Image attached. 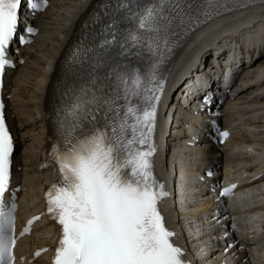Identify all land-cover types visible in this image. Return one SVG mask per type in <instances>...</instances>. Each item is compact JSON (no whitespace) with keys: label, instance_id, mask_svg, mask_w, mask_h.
Returning <instances> with one entry per match:
<instances>
[{"label":"snow or ice","instance_id":"6c2138e0","mask_svg":"<svg viewBox=\"0 0 264 264\" xmlns=\"http://www.w3.org/2000/svg\"><path fill=\"white\" fill-rule=\"evenodd\" d=\"M248 2L264 5V0ZM23 3L0 0V78L12 63L10 47L22 39ZM132 3L135 10L127 0L118 8L128 9L126 18L135 22L134 28L123 30L119 41L115 30L111 32V39L101 45L104 52L90 58L86 82L78 78L79 54L69 63L60 142L52 150L61 178L46 193L47 212L61 226L53 264H189L159 208L169 193L154 166L158 105L165 86L158 72L175 44L173 37L206 23L222 8L231 10L230 5L240 0ZM46 5L47 0H33L29 6L36 10ZM113 44L120 49L115 56L105 47ZM145 52L148 56L141 60ZM133 59L141 63L133 64ZM13 153V136L0 101V264H16L17 204L10 195ZM230 191L224 189L222 195Z\"/></svg>","mask_w":264,"mask_h":264},{"label":"bare ground","instance_id":"6f19581e","mask_svg":"<svg viewBox=\"0 0 264 264\" xmlns=\"http://www.w3.org/2000/svg\"><path fill=\"white\" fill-rule=\"evenodd\" d=\"M52 2V8L46 11L42 16L43 20L38 22L39 26L42 28V32L35 40L33 47L30 48L31 55L28 57L27 65L22 68V73H25L24 78L18 82L17 80H20L19 75L15 80V88L18 91V93L15 94V97L21 104L19 109V124H21V128L26 135L30 134L29 137L33 138V142L37 138V131L32 116L35 114V98L38 96L37 89L40 88L41 80L46 71V62L54 56L55 52L62 44V36L68 30L71 18L76 14L83 0H52ZM97 2L98 0H94L91 7ZM260 11L264 14V5L249 9L247 12H250L251 14L253 13L252 15H254V13H260ZM66 12H71V15L69 14L70 17H66ZM262 13L260 17L255 16V19L248 20L249 22L246 21L240 26L239 31L244 29L242 30L243 32L241 31L243 35L242 38H244L243 41L233 43L229 48H226L225 46L222 47V45L219 44L218 48L215 50H203V61H201L200 67L192 76L193 79L185 83L180 91L183 98L190 95L203 96L204 98L209 99L210 104H216L221 100L220 98L224 93L225 87L232 82L235 76L236 65L230 67L227 65L229 55L232 54L235 57L234 63L236 64L244 60H253L256 54L261 56L257 65L252 66L250 70L242 72L240 75V78L245 79V84L243 86H247L249 89L242 86L243 88L241 89V92L238 93V96L231 99L233 103H230L227 107L229 112L226 115H223L224 119L235 117L239 119V121H243L244 118L249 115L252 118L249 119L248 124L243 125L244 122H238L240 125L244 126L246 133L240 138L239 146L237 147L238 150H236V152L241 151L237 159H242V161L248 160L253 153H256L259 159L264 160L262 158L264 155V97L262 98L264 84L261 86V77L264 75V16L262 17ZM86 14L87 13L80 17L78 25L81 26L83 24ZM63 20L67 22L66 25L63 24ZM232 20L234 19H231V21ZM228 25L230 24L222 25V27L220 26V29L217 30L225 32V28L228 27ZM220 32H217L215 37L220 36L222 34ZM230 32H232V27L226 33ZM251 35H256V39L251 40ZM222 36H225V34L221 35V37ZM215 54L219 55V60L214 59ZM216 112L218 113L217 116L222 115L220 109L217 108ZM27 114L30 116H26ZM21 115L25 116L21 117ZM175 134H181V132L178 131L175 132ZM208 142L213 143L212 140ZM229 145H231V142L226 144L225 147L228 148ZM32 149L33 146L30 148V153H32ZM177 150L181 153H191V151H194V149L184 145H180ZM192 153H194L195 156L203 155L200 151ZM210 154L213 155V157L219 155L223 157V153L220 152V147L217 144L213 145ZM225 155H227L226 158L228 160L226 167H231L232 161L230 160V152L226 151ZM213 157L210 158V160L214 162V164L220 165L222 160ZM252 157L256 158V156ZM255 199L257 200V203L260 202V199H258L257 196ZM233 237L234 239H231V246L226 250L225 254L222 255L224 256V259L233 255L236 256L237 254H242L245 260L244 264H252L250 260L251 258L255 264L264 261V256H262L264 248L259 247L257 249L258 253L253 258L250 253L251 249L241 251V242L237 241L234 235ZM222 263L223 262L221 261L219 264Z\"/></svg>","mask_w":264,"mask_h":264},{"label":"rangeland","instance_id":"374dc122","mask_svg":"<svg viewBox=\"0 0 264 264\" xmlns=\"http://www.w3.org/2000/svg\"><path fill=\"white\" fill-rule=\"evenodd\" d=\"M66 14H67L66 17H70L71 12H69V13L66 12ZM69 14H70V15H69ZM63 22H64L63 24L66 25L67 22H65L64 20H63ZM219 29H220V28H219ZM226 29H227V30H226ZM230 29H231V27H230V25H228V27L225 28V33H226L228 30H230ZM216 32H220V31L217 30ZM220 33H222V32H220ZM220 33H219V34H220ZM221 35H223V34H221ZM221 35H220V36H221ZM215 36H216V35H215ZM220 36L215 37V39L219 38ZM261 86H262V85H261ZM244 87H246V89H249L247 86H244Z\"/></svg>","mask_w":264,"mask_h":264}]
</instances>
